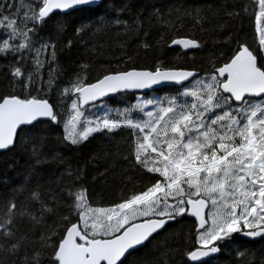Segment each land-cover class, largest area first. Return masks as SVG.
Returning a JSON list of instances; mask_svg holds the SVG:
<instances>
[{"label":"snow or ice","instance_id":"1","mask_svg":"<svg viewBox=\"0 0 264 264\" xmlns=\"http://www.w3.org/2000/svg\"><path fill=\"white\" fill-rule=\"evenodd\" d=\"M84 11H94L96 22L73 19ZM184 11L202 25V9ZM225 15L217 25L222 47L206 65L160 58L150 68L93 79L86 63L65 73L59 57L73 42L60 39L70 30L82 36L127 27L108 18L107 0H0V75L9 87L0 93V152L32 146L37 157L35 186L30 173L0 197V264H167L151 254L176 224L188 225L179 264H214L239 243L236 234L264 244V0H233ZM236 23L238 32L225 31ZM245 23L254 45L242 39ZM156 46L188 55L205 42L161 34ZM160 86L168 90L150 96ZM114 98L128 103L114 107ZM98 135L123 138L119 198L96 199L87 162L69 163L44 187L37 167L47 159L39 158L38 140L54 136L72 153ZM53 159L64 162L60 151Z\"/></svg>","mask_w":264,"mask_h":264},{"label":"trees","instance_id":"2","mask_svg":"<svg viewBox=\"0 0 264 264\" xmlns=\"http://www.w3.org/2000/svg\"><path fill=\"white\" fill-rule=\"evenodd\" d=\"M232 3L233 0H107L108 18L127 21V27L111 24L107 29L101 27L100 31L93 28L91 32L82 36H76L70 30L66 36L61 37L60 44H63L65 40H71L72 47L64 49L59 62L68 75L80 63L89 64L90 77L93 79L106 71L125 67L150 68L160 58L172 66L206 65L208 59L218 55V49L222 47L219 44V38L224 36L225 32L220 31L217 25L227 21L225 8L231 7ZM129 5L130 7H125ZM192 8L203 10L202 25L197 24L192 15L185 14V9ZM73 19L85 22L91 20L95 23L96 13L94 11L78 12ZM137 22L142 24V28L135 27ZM244 27L246 32L242 39L254 45V32L251 25L245 23ZM239 29V23L225 25V31L238 32ZM161 34L169 40L177 35H192L204 41L205 47L203 50H192L190 54L185 55L179 50L156 46ZM146 40L153 45L152 48L143 47ZM224 50L227 51V48ZM191 53H195L194 58ZM8 90L7 80L0 75V93ZM167 90L164 89L157 94L162 95L163 91ZM124 103L128 101L122 98H114L111 101L114 107ZM35 148L39 158L47 159V163L37 167L40 182L45 188L59 179V173L69 163L75 166L87 162L90 187L99 202L107 204L121 195L124 168L122 157L125 154L122 137L108 139L98 135L83 152L69 153L61 150L55 143V137L50 136L45 142L38 140ZM57 151L64 156L63 163L53 159ZM36 158L32 155V146L18 148L14 152L0 153V197L10 196L14 189L25 184L30 173L35 186L37 177L33 173V165ZM131 175L134 177L136 174ZM128 179L127 176L123 177L124 184L128 185L125 190L133 187ZM21 227L23 229L24 225ZM187 230L188 225L176 224L169 233L165 234V237H161L160 249L153 252L151 258L167 262V264H179L181 253L187 247L185 239ZM236 235L239 243L226 248L214 264H261L264 261V244L249 241L239 234ZM165 239L168 246L166 253L163 243ZM240 253L244 255L241 256Z\"/></svg>","mask_w":264,"mask_h":264},{"label":"water","instance_id":"3","mask_svg":"<svg viewBox=\"0 0 264 264\" xmlns=\"http://www.w3.org/2000/svg\"><path fill=\"white\" fill-rule=\"evenodd\" d=\"M161 88H165L166 86H160ZM0 153H3V152H0ZM248 239V238H247Z\"/></svg>","mask_w":264,"mask_h":264},{"label":"rangeland","instance_id":"4","mask_svg":"<svg viewBox=\"0 0 264 264\" xmlns=\"http://www.w3.org/2000/svg\"><path fill=\"white\" fill-rule=\"evenodd\" d=\"M153 95H157V96H159L158 94H153Z\"/></svg>","mask_w":264,"mask_h":264}]
</instances>
